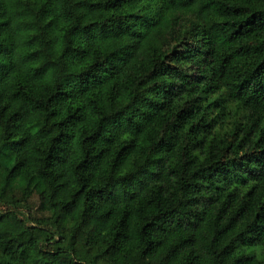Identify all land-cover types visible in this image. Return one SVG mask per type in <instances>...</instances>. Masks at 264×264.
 I'll return each instance as SVG.
<instances>
[{
	"label": "trees",
	"instance_id": "16d2710c",
	"mask_svg": "<svg viewBox=\"0 0 264 264\" xmlns=\"http://www.w3.org/2000/svg\"><path fill=\"white\" fill-rule=\"evenodd\" d=\"M0 264H264V0H0Z\"/></svg>",
	"mask_w": 264,
	"mask_h": 264
},
{
	"label": "rangeland",
	"instance_id": "374dc122",
	"mask_svg": "<svg viewBox=\"0 0 264 264\" xmlns=\"http://www.w3.org/2000/svg\"><path fill=\"white\" fill-rule=\"evenodd\" d=\"M251 251V249H248V252H250Z\"/></svg>",
	"mask_w": 264,
	"mask_h": 264
}]
</instances>
